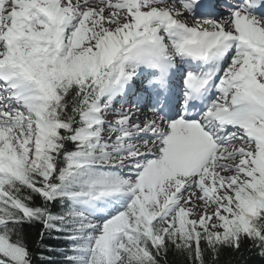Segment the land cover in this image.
Here are the masks:
<instances>
[{"label": "snow or ice", "instance_id": "6c2138e0", "mask_svg": "<svg viewBox=\"0 0 264 264\" xmlns=\"http://www.w3.org/2000/svg\"><path fill=\"white\" fill-rule=\"evenodd\" d=\"M245 254L264 264V0H0V264Z\"/></svg>", "mask_w": 264, "mask_h": 264}, {"label": "trees", "instance_id": "16d2710c", "mask_svg": "<svg viewBox=\"0 0 264 264\" xmlns=\"http://www.w3.org/2000/svg\"><path fill=\"white\" fill-rule=\"evenodd\" d=\"M29 232L31 233V236L33 239H39L38 237V230L35 228L29 229ZM246 259L248 261V264H259V259L258 257L255 256H249L247 254H245Z\"/></svg>", "mask_w": 264, "mask_h": 264}]
</instances>
